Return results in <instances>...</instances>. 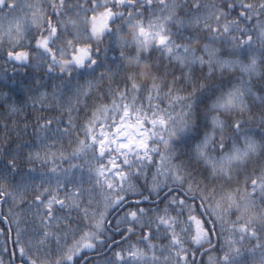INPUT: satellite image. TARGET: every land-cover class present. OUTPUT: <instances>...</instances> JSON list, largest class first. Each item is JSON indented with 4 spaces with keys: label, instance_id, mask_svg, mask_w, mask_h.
Returning a JSON list of instances; mask_svg holds the SVG:
<instances>
[{
    "label": "snow or ice",
    "instance_id": "snow-or-ice-1",
    "mask_svg": "<svg viewBox=\"0 0 264 264\" xmlns=\"http://www.w3.org/2000/svg\"><path fill=\"white\" fill-rule=\"evenodd\" d=\"M0 84V264H264V0H0Z\"/></svg>",
    "mask_w": 264,
    "mask_h": 264
},
{
    "label": "trees",
    "instance_id": "trees-1",
    "mask_svg": "<svg viewBox=\"0 0 264 264\" xmlns=\"http://www.w3.org/2000/svg\"><path fill=\"white\" fill-rule=\"evenodd\" d=\"M6 91H8V89L5 88L2 84H0V93L6 92ZM0 102H2V98H0ZM14 235H15V233L13 232V236ZM3 240H4V237L3 236H0V247L3 246Z\"/></svg>",
    "mask_w": 264,
    "mask_h": 264
}]
</instances>
